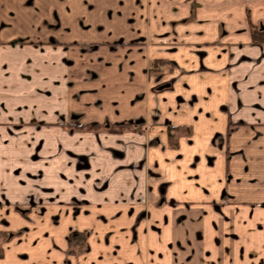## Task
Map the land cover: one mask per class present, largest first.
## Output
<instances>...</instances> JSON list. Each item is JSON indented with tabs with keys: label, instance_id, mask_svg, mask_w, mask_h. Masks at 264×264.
Returning a JSON list of instances; mask_svg holds the SVG:
<instances>
[{
	"label": "crops",
	"instance_id": "obj_1",
	"mask_svg": "<svg viewBox=\"0 0 264 264\" xmlns=\"http://www.w3.org/2000/svg\"><path fill=\"white\" fill-rule=\"evenodd\" d=\"M255 31L264 0H0V52L31 51L61 74L42 125L80 137L131 124L121 145L146 137L162 178L145 202L71 192L57 178L44 184L41 223L0 204V264H264ZM158 61L166 72L150 74ZM8 192L0 200H14Z\"/></svg>",
	"mask_w": 264,
	"mask_h": 264
},
{
	"label": "rangeland",
	"instance_id": "obj_2",
	"mask_svg": "<svg viewBox=\"0 0 264 264\" xmlns=\"http://www.w3.org/2000/svg\"><path fill=\"white\" fill-rule=\"evenodd\" d=\"M33 55L31 51L0 52V119L7 121L0 125V192L9 191L14 198L0 200V204L14 202L31 222L41 223L48 204L44 184L57 178L70 183L71 192L94 197L114 193L119 202H136V198L145 202L150 179H162L160 171H153L146 137L143 141L142 135L138 139L135 135L125 148L122 140L131 138L120 135L127 132L125 128L73 137L56 126L42 125L40 117L56 114L57 101L62 98L63 90L56 88L61 74L55 67L47 72V58ZM150 66V74L167 70L161 63ZM50 79L55 83H48ZM136 150L142 152L138 155Z\"/></svg>",
	"mask_w": 264,
	"mask_h": 264
},
{
	"label": "trees",
	"instance_id": "obj_3",
	"mask_svg": "<svg viewBox=\"0 0 264 264\" xmlns=\"http://www.w3.org/2000/svg\"><path fill=\"white\" fill-rule=\"evenodd\" d=\"M254 40L257 42V41H261V42H264V32H260V31H255L254 34ZM161 61H158L156 63H160ZM99 125H97L96 127H98ZM131 124H121V125H118L116 127L118 128H127V127H130ZM176 128H173L171 127L169 129V136H170V141L173 145H176L177 144V134L174 132ZM2 235V233H0V236ZM5 236V235H2V237ZM72 239V243L74 244L75 241H78V240H82L83 239V234H79L77 237L76 236H72L71 237ZM81 248V247H80Z\"/></svg>",
	"mask_w": 264,
	"mask_h": 264
}]
</instances>
